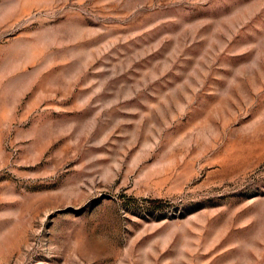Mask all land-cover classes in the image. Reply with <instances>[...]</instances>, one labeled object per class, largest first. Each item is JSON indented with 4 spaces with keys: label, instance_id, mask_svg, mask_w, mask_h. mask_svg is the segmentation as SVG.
<instances>
[{
    "label": "rangeland",
    "instance_id": "rangeland-1",
    "mask_svg": "<svg viewBox=\"0 0 264 264\" xmlns=\"http://www.w3.org/2000/svg\"><path fill=\"white\" fill-rule=\"evenodd\" d=\"M0 264H264V0H0Z\"/></svg>",
    "mask_w": 264,
    "mask_h": 264
},
{
    "label": "trees",
    "instance_id": "trees-1",
    "mask_svg": "<svg viewBox=\"0 0 264 264\" xmlns=\"http://www.w3.org/2000/svg\"><path fill=\"white\" fill-rule=\"evenodd\" d=\"M150 202L154 206H158V207H162L163 206V201L162 200L154 199V200H150Z\"/></svg>",
    "mask_w": 264,
    "mask_h": 264
}]
</instances>
